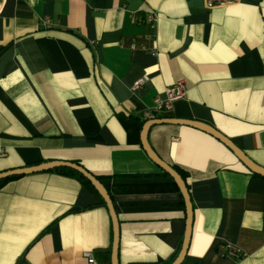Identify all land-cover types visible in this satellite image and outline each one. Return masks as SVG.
I'll list each match as a JSON object with an SVG mask.
<instances>
[{
    "label": "crops",
    "instance_id": "0c3cea01",
    "mask_svg": "<svg viewBox=\"0 0 264 264\" xmlns=\"http://www.w3.org/2000/svg\"><path fill=\"white\" fill-rule=\"evenodd\" d=\"M150 10L154 35L135 21ZM177 81L185 97L156 118L208 124L264 168V0L210 9L205 0H3L0 172L79 164L112 200L119 264H171L183 198L140 134L143 113ZM147 141L188 187L193 222L181 264H264V177L190 126L154 125ZM227 243L245 256L222 257ZM111 244L106 206L75 175L0 182V264H87V251L111 264Z\"/></svg>",
    "mask_w": 264,
    "mask_h": 264
},
{
    "label": "water",
    "instance_id": "95a60500",
    "mask_svg": "<svg viewBox=\"0 0 264 264\" xmlns=\"http://www.w3.org/2000/svg\"><path fill=\"white\" fill-rule=\"evenodd\" d=\"M158 124H174V125H185L190 126L196 129H199L203 132H206L219 140L222 144H224L233 155L253 174L264 177V168L256 164L252 161L240 148H238L229 138L221 134L212 126L194 121V120H185L178 118H162V119H154L146 121L141 130L140 140L143 150L145 151L148 158L154 162L160 169H162L166 174H168L175 184L177 185L181 196L183 198V203L185 207V232L182 241V245L180 251L175 258V260L171 264H181L185 259L187 254L191 230H192V222H193V207L190 199V195L188 189L186 187V183L183 178L179 175V173L169 164L164 162L152 149L147 141V135L152 126ZM58 168H67L73 170L83 176L91 186L96 190L100 198L103 200L111 219L112 225V244H111V264H119L118 261V248H119V222L117 219V215L112 203V200L105 188V186L98 180L95 176L89 173L86 169L80 166L77 163L69 162V161H61V160H53L50 162H46L43 164L27 166L18 169L7 170L4 172H0V181L5 180L14 176H25L31 175L35 173L50 171Z\"/></svg>",
    "mask_w": 264,
    "mask_h": 264
},
{
    "label": "built area",
    "instance_id": "2783aa9c",
    "mask_svg": "<svg viewBox=\"0 0 264 264\" xmlns=\"http://www.w3.org/2000/svg\"><path fill=\"white\" fill-rule=\"evenodd\" d=\"M3 0H0V3ZM239 0H205V6L207 8H213L218 5H227L231 3H236ZM158 15L155 11L150 10L146 13L144 18L135 17V21L144 22L148 28L152 31L151 35H154L153 31L155 29L157 23ZM143 83V78L137 79L133 84V89L138 88L139 85ZM186 94V89L183 81H177L169 86H167L165 90L164 98H155L153 101V107L151 110L144 112L142 115V119L145 121L154 120L156 118L157 113H163L165 111H169L172 107V103L183 99ZM172 140H176V138H172ZM219 254L222 257L233 258V259H241L245 256V253L237 248L235 245L227 243L224 244L219 251ZM83 256L86 258L87 264H100L98 263L91 252H84Z\"/></svg>",
    "mask_w": 264,
    "mask_h": 264
},
{
    "label": "trees",
    "instance_id": "16d2710c",
    "mask_svg": "<svg viewBox=\"0 0 264 264\" xmlns=\"http://www.w3.org/2000/svg\"><path fill=\"white\" fill-rule=\"evenodd\" d=\"M176 170V169H175ZM53 171H58V172H65V173H69V174H72V175H75L77 178H79L88 188H90L93 192H95L97 195L98 193L96 192V190L91 186V184L83 177L81 176L80 174H78L77 172L73 171V170H70V169H67V168H58V169H54ZM179 175L183 178V180L185 181V177H184V174H182L180 171L176 170ZM255 175V174H253ZM257 176V175H255ZM18 177H21V176H14V177H11V178H8V179H5V180H9V179H13V178H18ZM258 177V176H257ZM5 180H1V181H5ZM0 181V182H1ZM186 183V182H185ZM186 187H187V184H186ZM188 189V187H187ZM99 196V195H98ZM100 198V196H99ZM101 202L103 203V205L105 206L103 200L101 199Z\"/></svg>",
    "mask_w": 264,
    "mask_h": 264
}]
</instances>
